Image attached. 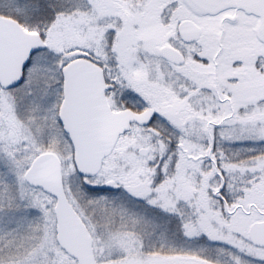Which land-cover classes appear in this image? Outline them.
I'll use <instances>...</instances> for the list:
<instances>
[{"label": "snow or ice", "instance_id": "snow-or-ice-1", "mask_svg": "<svg viewBox=\"0 0 264 264\" xmlns=\"http://www.w3.org/2000/svg\"><path fill=\"white\" fill-rule=\"evenodd\" d=\"M0 264H264V0H0Z\"/></svg>", "mask_w": 264, "mask_h": 264}]
</instances>
